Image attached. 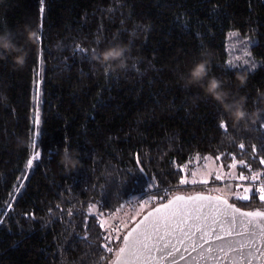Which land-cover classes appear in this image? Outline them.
<instances>
[{"label":"trees","instance_id":"1","mask_svg":"<svg viewBox=\"0 0 264 264\" xmlns=\"http://www.w3.org/2000/svg\"><path fill=\"white\" fill-rule=\"evenodd\" d=\"M4 32L27 61L0 60V264H109L125 232L109 226L160 204L157 189L214 194L179 184L199 157L264 184V0H0ZM241 41L244 63L229 48ZM113 45L128 50L123 68L93 59ZM200 60L243 121L184 87ZM65 147L80 161L70 174ZM228 201L264 210L256 191Z\"/></svg>","mask_w":264,"mask_h":264},{"label":"snow or ice","instance_id":"2","mask_svg":"<svg viewBox=\"0 0 264 264\" xmlns=\"http://www.w3.org/2000/svg\"><path fill=\"white\" fill-rule=\"evenodd\" d=\"M41 5H43V0H41ZM40 11L43 13V6ZM93 53L96 54L95 50ZM104 67L107 69L110 65L105 64ZM219 127L226 130L223 119ZM239 147L243 149L245 146L241 143ZM253 151H256L255 145ZM36 156L41 157L42 154L38 152ZM260 163L264 164V159H261ZM33 166V158L28 159L27 167L32 168ZM180 171L183 172L184 169L181 168ZM221 178L220 175L215 176L216 180ZM239 179L257 181L260 176L255 173L251 177L241 174ZM196 182L192 181V183ZM200 183L207 184L208 181L205 179ZM179 184L186 185L188 180L181 177ZM20 187L23 185L21 184ZM169 191L164 189L161 195L160 190L157 189L153 195L160 197L159 206H154L123 236V246L117 253L120 264H157L158 258L165 261L170 258V264H177V255L182 261L192 258L195 264H200V262L211 264V262L220 260L219 253L227 254L229 251L238 254L237 258L244 261L261 251L255 242L264 240V211H242L226 199L199 194L195 196L173 195L168 198ZM244 191L248 193L250 189L245 188ZM257 191L260 193V201L264 202V184H261ZM237 199L247 201L249 196L245 194L238 196ZM213 225H219L220 230L217 231ZM197 232L200 233L198 238L196 237ZM245 235L250 237L247 246L226 240L233 236ZM216 241L222 243L214 247ZM185 253H189V256L186 257ZM192 253L199 257V262L195 261Z\"/></svg>","mask_w":264,"mask_h":264},{"label":"clouds","instance_id":"3","mask_svg":"<svg viewBox=\"0 0 264 264\" xmlns=\"http://www.w3.org/2000/svg\"><path fill=\"white\" fill-rule=\"evenodd\" d=\"M127 49L121 45H115L100 51L93 55V59L101 65L111 64L116 68H123L127 59ZM11 58L14 70H20L27 61V52L21 45L15 41L12 32L0 33V60ZM184 87H198L202 90L206 97L221 103L224 112L236 123L244 120L246 113L242 107L236 103H226V93L222 89L221 81L209 75L207 62L204 60L197 61L187 70L185 76L182 77ZM58 163L63 166L67 173L75 171L80 161L78 156L67 147L60 152Z\"/></svg>","mask_w":264,"mask_h":264},{"label":"rangeland","instance_id":"4","mask_svg":"<svg viewBox=\"0 0 264 264\" xmlns=\"http://www.w3.org/2000/svg\"><path fill=\"white\" fill-rule=\"evenodd\" d=\"M245 39H243V40H245ZM229 48L235 52H239V54L234 57L237 59L239 57L240 53H242V52L246 53L243 50H244V48L247 49L248 45L247 46L244 45L243 41H241V43H235L232 46L230 45ZM239 59H240V57H239ZM241 62L244 63L242 59H240V63ZM37 126H38V119L36 118L35 124H34V131H35L34 136L35 137L39 133V129ZM36 157L37 156L35 154L33 159H35ZM187 166L188 165L184 166L183 177L188 180V185L204 184V183H200V181L206 179L208 181V183L204 184V185H206L204 191L219 195V196L225 198L226 200H232V198H237L238 196H244L245 194H247L249 196L250 194L254 193L255 191L257 193H259L257 191V189L260 187V185H259L260 183H258V180L257 181H251L250 179L240 180L239 176L242 173H240V174L238 173L237 168H236L237 167L236 164H232L231 167H229V168H224V166L221 163H218L215 159H213L209 156H205V157H199V158L195 159L191 163V165H189V166H191V168L188 169ZM27 170H28V168H27ZM193 173H195V175H193ZM216 175H220L222 178L220 180H216L215 179ZM193 180H195L197 182L192 183ZM245 188H249L250 191L248 193H245V191H244ZM259 195H260V193H259ZM152 205H153V202L151 199L145 200L139 204H135L133 206V208L127 210L125 213L118 216V218L120 217L119 220H120L121 226L113 225V226H109V227L111 229H113L116 233H122L121 230L126 231L132 225V223H134L143 213H145L148 209H150L152 207ZM115 221L116 220H114V222ZM110 224H112V221L105 223V225H110ZM128 224H130L129 227H127Z\"/></svg>","mask_w":264,"mask_h":264},{"label":"water","instance_id":"5","mask_svg":"<svg viewBox=\"0 0 264 264\" xmlns=\"http://www.w3.org/2000/svg\"><path fill=\"white\" fill-rule=\"evenodd\" d=\"M203 195V196H211L213 198L215 197H220L221 199H225L219 195H216V194H210V193H192V194H175V195H184V196H195V195ZM172 197V196H171ZM169 197V198H171ZM166 202V201H165ZM229 202V201H228ZM230 203V202H229ZM155 206H159V204L155 205ZM154 207V206H153ZM153 207H151L150 209H148L145 213H143L123 234V236H125L138 222H140L143 217L145 215L148 214V212H150ZM238 207V206H237ZM242 211H252V210H260V209H250V210H244V209H241ZM260 211H264V210H260ZM214 228H216L217 231H219V225H213ZM122 236V238H123ZM200 236V233L197 232L196 233V237L198 238ZM122 238H121V243H120V247L123 246V241H122ZM226 240H231L233 243H238V244H241V245H245L247 246L249 240H250V237L245 235V236H233L231 238H226ZM222 243L221 241H216L214 243V247L216 244H220ZM256 243V246L257 248H259L261 251L260 252H257L256 255L254 257H250V258H247L246 260L244 261H241L240 259H238V254L236 253H232V252H227V254L221 252L219 253V256H220V260L218 261H214V262H211V264H264V255H262V253H264V240H258L255 242ZM119 248L117 249L116 251V254L114 255L113 259L111 260V262L109 264H120V261L118 259V250ZM186 257L189 256V253H185L184 254ZM192 256L195 257V261L196 262H199V257L195 254V253H192ZM176 260H177V264H195L194 260L192 258H188V259H185V260H180V257L179 255H177L176 257ZM157 264H170V258L169 260L165 261V260H159L158 258V261H157ZM200 264H202V262H200Z\"/></svg>","mask_w":264,"mask_h":264}]
</instances>
